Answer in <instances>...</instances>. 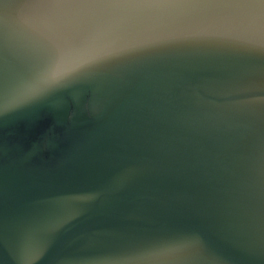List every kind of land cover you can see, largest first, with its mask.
<instances>
[{
  "label": "water",
  "instance_id": "obj_1",
  "mask_svg": "<svg viewBox=\"0 0 264 264\" xmlns=\"http://www.w3.org/2000/svg\"><path fill=\"white\" fill-rule=\"evenodd\" d=\"M0 264H264V0H0Z\"/></svg>",
  "mask_w": 264,
  "mask_h": 264
}]
</instances>
